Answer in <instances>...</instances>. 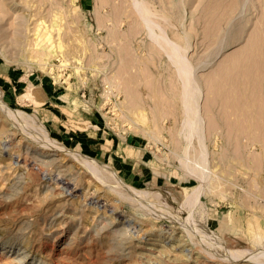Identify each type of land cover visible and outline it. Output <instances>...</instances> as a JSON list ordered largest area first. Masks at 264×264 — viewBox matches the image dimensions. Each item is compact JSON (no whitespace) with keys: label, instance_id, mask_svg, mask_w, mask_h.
<instances>
[{"label":"rangeland","instance_id":"374dc122","mask_svg":"<svg viewBox=\"0 0 264 264\" xmlns=\"http://www.w3.org/2000/svg\"><path fill=\"white\" fill-rule=\"evenodd\" d=\"M263 45L264 0H0V264H264Z\"/></svg>","mask_w":264,"mask_h":264},{"label":"bare ground","instance_id":"6f19581e","mask_svg":"<svg viewBox=\"0 0 264 264\" xmlns=\"http://www.w3.org/2000/svg\"><path fill=\"white\" fill-rule=\"evenodd\" d=\"M136 7H137V9H138V11H139V13L141 14V16H142V18H143V21H144V24L149 28V31H150V33L152 34V31L154 32V29H153V25H154V23L153 24H151V22H150V20L151 19H148V14H147V12H145L144 10H143V8H142V5H140L139 3H137L136 2ZM145 14H144V13ZM143 13V14H142ZM100 14V13H99ZM98 14V15H99ZM103 18V17H102ZM101 18V19H102ZM100 19V20H101ZM259 29V28H258ZM153 35V34H152ZM158 35H155V36H152L153 38H154V40L155 41H157L159 38L161 39L162 37H157ZM258 37H259V35H258ZM258 37H257V40H258ZM261 39V38H260ZM164 40H165V38H164ZM255 40H256V38H255ZM260 41H262V39L260 40ZM159 42H160V40H159ZM165 42H167V40H165ZM253 42V41H252ZM169 43V42H168ZM263 43V42H262ZM172 43H170V44H167V45H169V46H171L170 48V50H168L169 51V57L171 58V60L176 64V66H177V69H178V72H179V74H180V77L182 78V81H183V107H184V112H185V126H184V128L186 127L187 128V133H186V135H187V138L188 139H191L192 140V138L193 137H195V136H197V138H199V139H201L202 138V124L204 123H202V114H201V109H200V107H199V104H198V101H199V98H200V96H201V90L198 88V86H197V84H196V81H195V79H194V73H193V69H191V67H189V65H188V63H187V61L183 58V51L182 50H180V51H182V55H181V53H179V48L176 46V45H171ZM258 44V43H257ZM257 44H256V47H257ZM253 45V44H252ZM264 46V45H263ZM255 47V48H256ZM168 49H169V47H168ZM252 49V48H251ZM254 49V48H253ZM263 49V48H262ZM261 49V50H262ZM260 50V51H261ZM247 51V50H246ZM264 51V50H263ZM245 53H247V52H245ZM241 55V54H240ZM258 56V55H257ZM184 57H185V55H184ZM260 57V56H259ZM259 57H256V58H259ZM261 58V57H260ZM243 60V59H242ZM254 60H255V58H254ZM236 61H237V59H236ZM245 61H247V59L245 60ZM253 61V60H252ZM242 62V61H241ZM256 62V61H255ZM258 62H259V60H258ZM257 62V64H259ZM231 63V62H230ZM239 63V62H238ZM251 63H253V62H251ZM226 64V63H225ZM241 65L243 64V63H240ZM244 64H245V62H244ZM257 64L255 65V66H257ZM231 65V64H230ZM234 65V64H233ZM227 66V65H226ZM250 66V65H249ZM252 66H253V64H252ZM221 67V66H220ZM223 67V66H222ZM237 67V66H236ZM247 67V66H246ZM224 68V67H223ZM227 68V67H226ZM235 68V67H234ZM239 68V67H238ZM242 68V67H241ZM244 68V67H243ZM242 68V69H243ZM263 68V67H262ZM220 69V68H219ZM237 69V68H236ZM250 69V68H249ZM192 70V71H191ZM224 70V69H223ZM258 70H259V68H258ZM257 71V70H256ZM261 71H263V70H261ZM228 72V71H227ZM234 72H235V69H234ZM258 72V71H257ZM218 73H219V71H218ZM238 73H239V71H238ZM223 74H224V72H223ZM227 74V73H226ZM242 74V73H241ZM246 74V73H245ZM225 75V74H224ZM223 75V76H224ZM226 76V75H225ZM242 76V75H241ZM240 76V77H241ZM245 76V75H244ZM262 76V75H261ZM261 76H259V77H261ZM238 77V76H237ZM223 78V77H222ZM245 78V77H244ZM257 78H258V76H257ZM242 79V78H241ZM225 80V79H224ZM237 80H238V78H237ZM245 80H246V78H245ZM226 82H227V80H225ZM225 81H224V83H225ZM231 81V80H230ZM235 82V81H234ZM260 82V81H259ZM238 83V82H237ZM244 83V82H243ZM261 83V82H260ZM259 83V84H260ZM222 84H223V82H222ZM219 85H220V83H219ZM224 85V84H223ZM237 85V84H236ZM247 85H249V84H247ZM247 85H246V87H247ZM222 86V85H221ZM220 86V87H221ZM225 86V85H224ZM231 86V85H230ZM229 86V87H230ZM235 86V85H234ZM242 86V85H241ZM226 87V86H225ZM233 87V86H232ZM244 88H245V86H244ZM221 89H222V87H221ZM220 89V90H221ZM225 89V88H224ZM242 89V88H241ZM246 89V88H245ZM232 90H234V89H232ZM247 90V89H246ZM227 92H229L228 90H227ZM222 95H223V93H221ZM238 94V93H237ZM244 94V93H243ZM246 95V94H245ZM240 96V95H239ZM249 96H251L250 94H249ZM223 97V96H222ZM223 98H225V100H226V97H225V92H224V97ZM245 98V97H244ZM244 100V99H243ZM246 101V100H245ZM1 102V101H0ZM227 103V102H226ZM3 104V103H2ZM223 105V104H222ZM221 105V106H222ZM1 106H3V105H1ZM208 107V106H207ZM228 107V106H227ZM224 108H225V106H224ZM10 109V108H9ZM9 109H7V110H9ZM223 109V108H222ZM219 110H221V109H219ZM224 110V109H223ZM223 110L221 111L222 113H223ZM227 110H228V108H227ZM11 111V110H10ZM10 111H9V113H10ZM16 112V111H15ZM11 114H14V112H11ZM17 115V114H16ZM10 116V115H9ZM215 127H217V126H215ZM210 129H212V128H210ZM258 129V128H257ZM256 129V130H257ZM260 130V129H259ZM204 133V132H203ZM204 135V134H203ZM202 140V139H201ZM52 147H53V145H52ZM56 149H58L57 147H56ZM78 154V153H77ZM204 155V154H203ZM79 156V157H78ZM76 155V157H78V160L80 159L81 160V163L80 164H82V165H84L85 167H86V169L88 168V167H90L92 170H93V172H95L96 170H97V164H96V162H95V160H93V159H91V158H89V157H81L80 156V154L79 155ZM199 156H202V153H201V155H199ZM204 158V157H203ZM207 159V158H206ZM189 160V159H188ZM203 160V159H202ZM199 163V162H198ZM185 166H186V163H185ZM193 168V167H192ZM197 168V167H196ZM200 168V167H199ZM202 168V167H201ZM194 170V169H193ZM90 171V170H89ZM113 174V173H112ZM201 175H203V174H201ZM203 176H205V175H203ZM210 177V176H209ZM128 191H130V193L132 194L134 191L133 190H130V188L128 187ZM126 190V189H125ZM133 191V192H132ZM135 193V192H134ZM133 193V194H134ZM132 194V195H133ZM137 194V193H136ZM198 194V193H197ZM193 195V194H192ZM196 195V194H195ZM130 196V195H129ZM135 196H137V197H139L140 198V196L141 195H139L138 196V194L137 195H135ZM142 197V200H144V196H141ZM198 197V196H197ZM198 199V198H197ZM129 200V199H128ZM139 201V200H138ZM137 201V202H138ZM197 201V200H196ZM143 202V201H142ZM194 202H195V197H191L190 195H188L187 196V200H186V204H187V206L189 205L190 207L192 206L193 207V205H194ZM140 203H141V201H140ZM144 203H146V201L144 202ZM149 203V202H148ZM148 207V206H147ZM151 210V209H150ZM157 210V209H156ZM222 246V245H221ZM217 247V246H216ZM228 251V250H227ZM232 253H234V252H232ZM231 253V251L229 252V255L230 254H232ZM242 253V252H241ZM237 254H239V253H234V255L236 256ZM245 254V253H244ZM240 255H242V254H240ZM240 255H239V257H240ZM234 256V257H235ZM244 256V255H243ZM243 256H241L240 258H242ZM229 257H231V255L229 256ZM234 257L232 258L231 257V260L232 259H234ZM237 257H238V255H237ZM230 260V259H229ZM235 260V259H234Z\"/></svg>","mask_w":264,"mask_h":264}]
</instances>
